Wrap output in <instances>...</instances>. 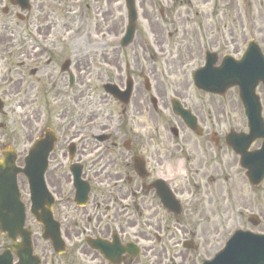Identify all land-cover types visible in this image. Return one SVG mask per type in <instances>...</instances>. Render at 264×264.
<instances>
[{
	"label": "flooded vegetation",
	"instance_id": "af4514ba",
	"mask_svg": "<svg viewBox=\"0 0 264 264\" xmlns=\"http://www.w3.org/2000/svg\"><path fill=\"white\" fill-rule=\"evenodd\" d=\"M207 1L181 2L190 6L186 14L191 17L184 26L177 22L180 7L169 8L166 14L176 15L168 25L173 33L147 29L143 53L149 48L152 59L164 65L171 62V78L188 63L204 61L208 52L217 61L225 55L236 59L241 55L243 45L232 33L228 38L222 34L221 40L208 33L209 15L199 10ZM225 1L213 0L214 6ZM91 3L101 0H23L21 4L0 0V101L4 106L0 107V161L5 155L15 167L24 165L38 130L31 127L34 121L39 125L44 115V130L55 136L45 181L55 199L52 212L65 249L60 255L51 249L40 250L41 264H193L190 259L186 263L185 249L176 250L178 233L187 234L185 225L213 224L217 235L221 223L247 221L245 216L250 214L239 211L245 207L239 193L244 186L254 188L238 166L232 146L235 134L246 132L239 89L215 96L195 89L191 80L185 88L191 87L193 94L187 96L171 82L172 98L189 114L186 123L159 94L153 97L155 85L149 84L150 91L144 92L133 77L128 104L99 94L97 78L90 70L92 44L81 48L57 34L63 29L71 31L62 19L86 13ZM228 6L234 22L239 17L238 0ZM192 9L197 10L193 17ZM158 12L164 20V10ZM137 77L143 83L148 76ZM118 79L122 80L120 74ZM23 82L27 92L41 101L36 118L30 107H17L18 113L12 106L5 107L6 97ZM256 93L264 119L261 85ZM64 96L68 100L61 99ZM152 98L155 103L148 106L146 101ZM59 101L60 107H50ZM259 143L245 149L256 151ZM71 166L79 174L78 189L86 191L84 203L77 200ZM17 186L27 208L26 180L17 176ZM251 196L246 207L250 210L254 205ZM205 233L211 232L206 229ZM195 236L184 239L194 253L201 247L194 242ZM12 245L7 234L0 233V255L8 252L16 264Z\"/></svg>",
	"mask_w": 264,
	"mask_h": 264
},
{
	"label": "rangeland",
	"instance_id": "374dc122",
	"mask_svg": "<svg viewBox=\"0 0 264 264\" xmlns=\"http://www.w3.org/2000/svg\"><path fill=\"white\" fill-rule=\"evenodd\" d=\"M136 2V13H137V23H136V33L135 38L131 45L126 48H119L118 42L124 34L125 23H126V10L124 7L123 0H101V3H91L89 10L86 13L74 14V19L71 16L68 19H62L63 22H68L69 28H71V33L66 32V30H61L58 36L61 38H66L71 41L72 44L76 46L87 47L92 44L90 50L93 58L90 61V70L94 73L95 85L97 92L103 94V91L100 89L101 85L106 82H112L123 86L124 82V70L125 66L129 67V73L133 79H137L140 87L142 86V79L137 77L138 74H142L149 77L151 85L156 86V92L152 90L153 95L159 94L161 100L169 104L173 94L171 92V82L176 84L183 89V94L187 96H192V88H185V85L190 83V74L197 66L200 65L198 61H193L191 64H187L185 68L177 70L175 77L171 78V71L174 69L171 68V62L164 65L162 62L156 59H152L150 56V49L146 48L145 50L143 43L147 41V29L150 30H162L166 33L167 29L170 31L168 33H173V29L168 27L170 18L176 17V15L169 16L167 11L169 8L180 7L182 15L179 17V24L184 26L186 24V19L191 17L189 14H186V9L190 8L185 2L181 4L183 0H135ZM171 1V3H170ZM233 0H227L222 5L219 4V7L214 6L213 0H208L207 4L199 8L206 15H209L206 19V23L212 33L213 38L218 40L222 39V34L228 38L229 33L236 36L241 43L249 39H255L258 44L261 46V49L264 52V0H238L239 8V17L235 18L233 22L232 19V7L229 8L228 5L232 4ZM106 2L107 5H106ZM249 5V6H248ZM160 9H163L166 16L164 21L159 17ZM197 11L192 9L191 14L193 17V12ZM216 13V14H215ZM61 16V15H60ZM73 20L75 23H73ZM170 21V22H169ZM167 26L164 29L160 28V24ZM156 32V33H157ZM161 34V32H159ZM217 36V37H216ZM95 57V58H94ZM177 66V65H176ZM121 75L122 80L118 79V75ZM152 80V81H151ZM186 81V83H185ZM137 86V87H139ZM26 83L23 82L20 86L16 87L15 92H12V95L6 97L5 107H13L15 111L21 112L17 107H30L34 111L35 118L37 115L38 106L41 103L39 97L33 92H27ZM143 90V87H141ZM69 97H62L64 101L68 100ZM71 98V97H70ZM95 99L100 102L98 95L95 96ZM50 101V100H49ZM103 104H109L110 102L105 100L101 101ZM209 102V100H208ZM60 101L56 104H53L50 107H60ZM146 104L150 106L149 101H146ZM69 107H74V104L70 103ZM75 108V107H74ZM43 110V108L41 107ZM34 118V119H35ZM36 120V119H35ZM37 127V123L34 121L32 129ZM264 184L257 187L254 191L248 190L244 186V189L240 190V195L244 196L245 207L239 209L245 215L255 214L259 220L260 225L257 227H251L249 223L245 220L239 223L232 222H223L221 223L224 231L213 237L214 231L212 230L213 224H200V223H191L185 225L187 234L181 236L178 233V241L176 243V250L180 251L181 243L184 239H188L192 234H195L194 242L200 243V250L194 253L193 251H182L186 256V263L188 260H194L193 264H198L202 259L210 258L214 255L216 250L220 249L226 241L227 237L232 233V230L235 227H245L251 228L255 231H264ZM252 195L254 205L246 208L247 198L249 195ZM244 203V202H243ZM247 217V216H245ZM27 226L33 232V242L35 246V251L39 252L40 250L46 249L50 250L48 244L41 241L40 238V229L33 223L31 217L27 218ZM210 230V234H206L205 230Z\"/></svg>",
	"mask_w": 264,
	"mask_h": 264
},
{
	"label": "water",
	"instance_id": "95a60500",
	"mask_svg": "<svg viewBox=\"0 0 264 264\" xmlns=\"http://www.w3.org/2000/svg\"><path fill=\"white\" fill-rule=\"evenodd\" d=\"M127 10H128V20H129V27L127 36L125 37L124 41L122 42V45L128 44L131 40L133 31H134V23H135V10H134V4L133 0H126ZM248 51L245 53L241 61L239 62H227L223 61L221 66L213 69L212 64L206 65L203 69H201L198 72V75H200L199 79H201L202 83L201 88L205 91H209L210 93H218L221 91L224 87L227 89L228 87L232 86L233 84H238L241 93L242 98L244 99V105H245V113L247 116L248 121V128L250 133V141H255L258 139H262L263 143L260 150L253 152L251 154H246L243 158L250 156V159L246 160L245 165H243L249 172V175L253 181H255V178H262L264 176V125L262 123V120L260 118L259 110L258 108L254 107L252 108V105L255 106L254 101H257L254 95V88L255 85L262 81L264 83V59L261 56V53L259 49L257 48L256 44L253 42L249 43ZM240 66V71H237V66ZM234 73L237 75L235 76ZM238 73V74H237ZM239 78V79H238ZM238 79V80H237ZM200 86V85H199ZM224 86V87H223ZM223 87V88H222ZM108 88V87H107ZM108 92L116 96L117 98L121 99V101H124L125 96L127 98L129 91L127 92V95L124 93H119L115 88L111 87L107 89ZM250 107V108H249ZM247 108L249 109V112L247 111ZM241 138H243L242 135H240ZM44 142H47L48 145L49 139H43ZM43 145V144H42ZM40 147L37 146L36 150H39ZM46 153L44 155V159L39 163V165L32 169H26V170H19L20 172H26L25 176L29 179V182L31 184V194L33 199V207L32 213L34 216V219L37 223L41 224L42 229V239L48 240L51 245L54 247V249H58L62 247V242L59 237V229L58 225L53 221L50 211V204L45 202H41L43 200V197L41 194H43V178H42V170L41 166L45 164V158ZM259 179V180H260ZM258 181V179H256ZM256 181V182H257ZM18 210L15 211V216L17 221H15V234H21L23 243L26 247V255H31V243H30V237L29 234H26L25 230L22 229L23 226V209L21 207H17ZM1 210H5V207H1ZM3 222V221H2ZM9 224V222L4 221V226L6 227ZM254 225L257 224L253 223ZM257 239V238H255ZM260 240V239H257ZM235 241L232 239L231 244L227 246L224 254L225 262L224 264H234L235 263ZM264 245L259 244L258 241L255 242V253L257 256H261V254L264 253V248H262ZM261 248V249H259ZM18 256L21 255L19 251L17 250ZM218 261V260H217ZM214 261V264H219V262Z\"/></svg>",
	"mask_w": 264,
	"mask_h": 264
}]
</instances>
